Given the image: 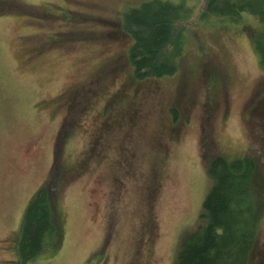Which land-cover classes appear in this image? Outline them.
Listing matches in <instances>:
<instances>
[{
    "label": "rangeland",
    "instance_id": "1",
    "mask_svg": "<svg viewBox=\"0 0 264 264\" xmlns=\"http://www.w3.org/2000/svg\"><path fill=\"white\" fill-rule=\"evenodd\" d=\"M145 1L0 0V264H16L25 207L54 163L60 242L29 264H174L217 156L256 164L248 264H264L258 24L191 20L174 75L136 81L119 16Z\"/></svg>",
    "mask_w": 264,
    "mask_h": 264
},
{
    "label": "trees",
    "instance_id": "2",
    "mask_svg": "<svg viewBox=\"0 0 264 264\" xmlns=\"http://www.w3.org/2000/svg\"><path fill=\"white\" fill-rule=\"evenodd\" d=\"M189 1L149 0L120 13V30L131 41L125 58L134 80L174 75L184 45L183 25L191 20L195 27L255 21L259 28L252 45L264 69V0H201L198 9ZM62 138L65 143L68 136ZM255 171L249 158L211 159L206 174L213 185L201 203L196 228L179 240L174 264H248L262 207L253 190ZM57 173L54 163L25 207L16 264H29L60 242L49 199Z\"/></svg>",
    "mask_w": 264,
    "mask_h": 264
}]
</instances>
